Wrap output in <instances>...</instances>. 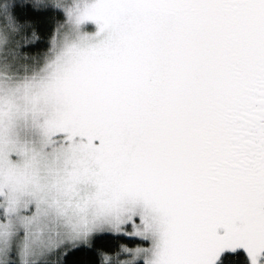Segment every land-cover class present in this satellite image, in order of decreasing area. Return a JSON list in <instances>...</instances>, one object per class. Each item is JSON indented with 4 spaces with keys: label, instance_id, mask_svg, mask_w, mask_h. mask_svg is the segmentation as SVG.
Here are the masks:
<instances>
[{
    "label": "snow or ice",
    "instance_id": "obj_1",
    "mask_svg": "<svg viewBox=\"0 0 264 264\" xmlns=\"http://www.w3.org/2000/svg\"><path fill=\"white\" fill-rule=\"evenodd\" d=\"M0 264H264V0H0Z\"/></svg>",
    "mask_w": 264,
    "mask_h": 264
}]
</instances>
